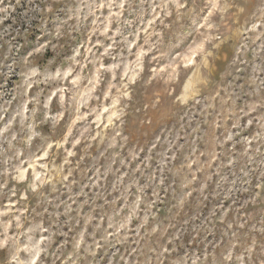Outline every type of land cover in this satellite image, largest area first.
Segmentation results:
<instances>
[{
  "label": "clouds",
  "instance_id": "clouds-1",
  "mask_svg": "<svg viewBox=\"0 0 264 264\" xmlns=\"http://www.w3.org/2000/svg\"><path fill=\"white\" fill-rule=\"evenodd\" d=\"M0 264H264V0H0Z\"/></svg>",
  "mask_w": 264,
  "mask_h": 264
}]
</instances>
